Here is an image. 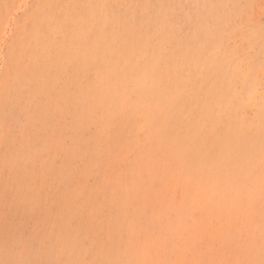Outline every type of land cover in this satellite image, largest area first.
Listing matches in <instances>:
<instances>
[{
    "label": "rangeland",
    "instance_id": "obj_1",
    "mask_svg": "<svg viewBox=\"0 0 264 264\" xmlns=\"http://www.w3.org/2000/svg\"><path fill=\"white\" fill-rule=\"evenodd\" d=\"M0 264H264V0H0Z\"/></svg>",
    "mask_w": 264,
    "mask_h": 264
},
{
    "label": "bare ground",
    "instance_id": "obj_2",
    "mask_svg": "<svg viewBox=\"0 0 264 264\" xmlns=\"http://www.w3.org/2000/svg\"><path fill=\"white\" fill-rule=\"evenodd\" d=\"M126 28V27H125ZM142 66V65H141ZM26 136V135H25ZM12 167V166H11ZM10 168V167H9ZM99 169V168H98ZM5 179V178H4ZM25 221V220H24ZM7 242V241H6Z\"/></svg>",
    "mask_w": 264,
    "mask_h": 264
}]
</instances>
